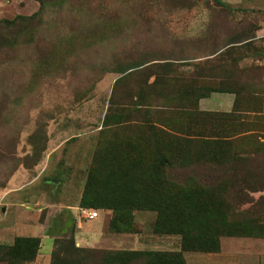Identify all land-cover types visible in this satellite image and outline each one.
<instances>
[{
  "label": "rangeland",
  "instance_id": "obj_1",
  "mask_svg": "<svg viewBox=\"0 0 264 264\" xmlns=\"http://www.w3.org/2000/svg\"><path fill=\"white\" fill-rule=\"evenodd\" d=\"M253 3L0 0V227L39 240L3 244L0 264H141L72 248L60 228L141 197L155 175L226 188L225 233L184 264H264V119L241 115L264 93V0ZM222 92L235 113L198 110ZM216 145L223 162L199 151ZM143 214L139 246L178 251L180 236L153 234L155 213Z\"/></svg>",
  "mask_w": 264,
  "mask_h": 264
},
{
  "label": "trees",
  "instance_id": "obj_2",
  "mask_svg": "<svg viewBox=\"0 0 264 264\" xmlns=\"http://www.w3.org/2000/svg\"><path fill=\"white\" fill-rule=\"evenodd\" d=\"M163 130L162 134L167 136V129L160 126ZM187 141V140H185ZM216 148L210 151L201 146L199 151L203 155H210L213 159L223 162L227 154L222 149V146L216 145ZM210 152V153H209ZM165 161V160H163ZM165 163V162H163ZM162 163V164H163ZM152 173L151 171L148 174ZM148 185V192L141 197H131L127 204L123 203L121 206H105L95 207V209L109 210L111 212L112 224L111 229L114 232H136L131 218L134 211H151L155 213L153 222V234L158 235H178L180 236V247L178 251H115L106 252L99 250L96 253L108 258L120 259V257L139 258L141 264H184L181 257L183 252H194L202 249L203 252L209 253L213 250L209 248L206 242H209V233L216 228L220 236L225 232L227 221L222 216V209L218 203L219 200L224 199V192L226 188L220 185V181L213 186H205V188L198 189L194 185L188 183V180L182 183L167 180L162 176L150 177ZM83 197L80 199L82 206ZM133 203V204H132ZM92 208V207H90ZM93 209V210H95ZM193 216V217H192ZM185 217V218H181ZM197 223V225H196ZM215 223V226H214ZM194 224V225H192ZM196 229H191V227ZM217 231V230H215ZM206 246L200 248L195 243L201 242ZM69 244L74 248L73 240L70 237ZM21 248L23 244L37 247L39 245L38 238L20 239L15 238L11 246ZM5 245L0 244V249ZM14 247V246H13ZM76 249H82L75 247ZM110 259V260H112Z\"/></svg>",
  "mask_w": 264,
  "mask_h": 264
},
{
  "label": "crops",
  "instance_id": "obj_3",
  "mask_svg": "<svg viewBox=\"0 0 264 264\" xmlns=\"http://www.w3.org/2000/svg\"><path fill=\"white\" fill-rule=\"evenodd\" d=\"M223 2L230 7H246V8H258L255 5L254 0H223ZM236 95L233 92H222L213 93L207 97L200 98L197 102V108L202 112H216V113H235L233 112ZM243 116H256L264 119V93L261 96V109L259 112H242ZM70 212L73 213V207L69 208ZM95 217L83 218L82 220L73 215V222L71 229H67V225L64 224L61 230V235H66L72 238L74 246L78 248H97L103 249L106 247H115L117 250L123 251H156L146 250L143 246H139L138 238L142 234L141 232H114L111 229L112 217L109 210L95 209ZM98 212V213H97ZM145 211H134L132 213V224L144 225L140 222V218L143 216ZM100 213V214H99ZM137 215H141L137 219ZM89 222V226L86 223ZM5 225V224H3ZM141 226V227H142ZM19 228V227H18ZM68 232V233H67ZM15 236V225H8L0 227V244H9L12 238ZM50 236L45 238L44 244L40 240V251L48 253L50 245L48 239ZM117 247V248H116ZM114 249V248H113ZM39 251V252H40ZM45 255V254H44Z\"/></svg>",
  "mask_w": 264,
  "mask_h": 264
},
{
  "label": "built area",
  "instance_id": "obj_4",
  "mask_svg": "<svg viewBox=\"0 0 264 264\" xmlns=\"http://www.w3.org/2000/svg\"><path fill=\"white\" fill-rule=\"evenodd\" d=\"M81 213L82 215H84V217H87V218L95 217V211L93 210H82Z\"/></svg>",
  "mask_w": 264,
  "mask_h": 264
}]
</instances>
